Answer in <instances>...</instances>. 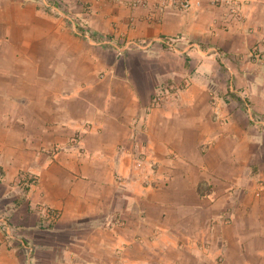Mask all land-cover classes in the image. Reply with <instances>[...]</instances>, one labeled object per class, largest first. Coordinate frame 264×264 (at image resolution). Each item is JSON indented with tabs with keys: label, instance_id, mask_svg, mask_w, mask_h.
<instances>
[{
	"label": "crops",
	"instance_id": "obj_1",
	"mask_svg": "<svg viewBox=\"0 0 264 264\" xmlns=\"http://www.w3.org/2000/svg\"><path fill=\"white\" fill-rule=\"evenodd\" d=\"M134 1L0 0V264H264V0Z\"/></svg>",
	"mask_w": 264,
	"mask_h": 264
},
{
	"label": "built area",
	"instance_id": "obj_2",
	"mask_svg": "<svg viewBox=\"0 0 264 264\" xmlns=\"http://www.w3.org/2000/svg\"><path fill=\"white\" fill-rule=\"evenodd\" d=\"M212 3L218 4L220 6H225L229 13H232L236 15L237 17L240 16V0H210ZM143 0H135L133 4H139L143 3ZM192 4V0H153L152 3V9L153 14L151 17L160 18V16L163 14L164 10H166L168 7H173L179 10H187L190 8ZM86 10H89V6L86 7ZM167 47L169 49L173 48L174 39H170L167 41ZM120 54V53H119ZM250 55L254 57L255 59H261L264 57V52L260 51L257 45H254L251 48ZM186 86H188V83H185ZM161 96L155 95L153 97L152 103L154 105H159L161 101ZM211 104H212V118L214 121L218 123L223 122V115L222 110L219 104L217 103L216 98L211 94ZM23 183H25L26 186L34 185L37 182L36 175L30 173V174H23L21 175ZM49 215L55 216L56 213L53 210H49Z\"/></svg>",
	"mask_w": 264,
	"mask_h": 264
},
{
	"label": "rangeland",
	"instance_id": "obj_3",
	"mask_svg": "<svg viewBox=\"0 0 264 264\" xmlns=\"http://www.w3.org/2000/svg\"><path fill=\"white\" fill-rule=\"evenodd\" d=\"M55 6H58V7H61V8H64V6H63V4L62 3H59V5H55ZM85 6V5H84ZM85 8H86V6H85ZM167 49H168V52H170V49L167 47ZM125 51V50H124ZM185 83H186V81H184V82H182V83H173V84H171L170 86H172L170 89L173 91V90H176V89H178V88H185L186 87V85H185ZM15 98H16V100H17V102L18 103H22L24 106H26V105H30V103L29 102H27V99L26 98H24V97H22V96H15ZM31 172H24V171H22L21 173H18V175L16 176L17 178L14 180V182H15V185L17 186V187H20L21 189H23V190H26V189H28V188H30V187H32L33 185H31V186H26L25 185V183H23L24 181H22V179H21V175H23V174H30ZM32 174H34V173H32ZM35 175V174H34ZM37 177V176H36ZM37 183V182H36ZM35 183V184H36ZM34 184V185H35Z\"/></svg>",
	"mask_w": 264,
	"mask_h": 264
}]
</instances>
